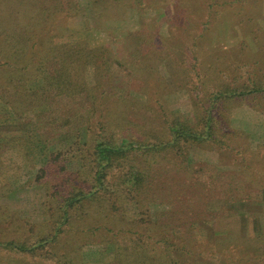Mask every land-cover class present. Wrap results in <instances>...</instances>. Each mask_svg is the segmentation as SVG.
<instances>
[{
  "label": "rangeland",
  "instance_id": "rangeland-1",
  "mask_svg": "<svg viewBox=\"0 0 264 264\" xmlns=\"http://www.w3.org/2000/svg\"><path fill=\"white\" fill-rule=\"evenodd\" d=\"M0 32L4 34L7 46L13 52L25 44V50L20 52H25L24 56L39 54L42 45L52 40L58 43L86 41L93 47L106 43L117 54L116 49L121 43H135L151 33V40L147 44L152 47V51H156V57L160 54L163 56L161 60L155 56L150 57L142 64L154 69L151 76L156 79L148 81L143 90L145 94L138 91L140 87L137 81L131 84L134 87L130 95L120 96L125 98L122 110L117 109L113 97H100L96 101L94 113L90 115L87 111H81L80 106L62 110L61 116L69 119L73 125H83L88 120L95 132L100 122L107 119L111 125L129 119L138 125L131 126L127 136H138V130H141L139 125L152 134L161 133V127L157 128L160 117L139 107L137 101L158 113L164 110L170 117L173 114L182 115L183 121L192 124L197 122L192 110L194 107L200 110L206 104L209 97L207 91L220 90L222 83L230 84L231 87L234 81L238 86L246 80L243 76L245 71L258 75L256 67L261 72L260 80H264V0H0ZM17 59L22 61L20 57ZM194 60L200 65L198 76L192 74L193 70L189 68L195 64ZM118 62L132 69L131 60L125 61L122 58ZM156 65L161 78L155 69ZM28 69L38 78H42L40 75L45 73L36 65L30 64ZM101 75L93 83L98 85V93L108 94L107 81L104 74ZM192 75L196 83L192 80L189 83L188 76L191 78ZM85 76L91 80L93 70L89 68L72 73L47 90L56 94L60 90L76 94L85 87ZM47 85L50 86V83ZM11 91L12 83L0 80V241L24 240L31 243L30 238L44 232L46 222L55 215L46 190L56 186L61 194L71 191L79 186L83 172L71 176V180L65 182L64 178L57 177L54 171L47 169L50 187L43 188L36 183L40 151L35 131V113L39 110L36 104L44 100V92L38 93L37 97L23 96L24 111L20 114L24 113L18 116L6 107V95ZM75 100L81 101L79 98ZM131 109H140L143 118L125 112ZM219 111V124L222 127L240 132L243 143L251 144V148L264 146V114L260 110H253L251 102L227 101L220 104ZM170 154L155 157V165L152 166L154 181L149 187L147 200L157 201L158 204H153L155 210L147 211L145 220L163 216L169 219V224L196 221L194 235L172 239L175 245L183 247L179 254L183 255L184 261L191 262V257L185 252L193 251L199 252L202 264H236L246 250L242 238L251 232V227L244 224L241 214L245 210L264 213L262 199L247 198L244 195V183L242 185L235 178L231 180L229 177L226 182L219 177L193 182L191 177H188L190 181L184 176L179 177V171L176 170L178 165H174L179 159H171ZM188 159L193 164L191 166H197L194 168L204 176L213 172L214 168L219 172H234L240 167L234 166L229 160L225 164V157L218 156L217 152L206 147H193ZM141 165L147 167V164ZM253 181V186L263 187L264 175L257 174ZM227 185L237 186V196L241 190L244 192L243 202L237 204V207L231 206L227 200L233 196L230 189L229 193L226 191ZM188 191L191 194L185 196ZM189 202L192 207H189ZM203 204L208 207L204 208L206 212ZM242 204L244 207H241ZM124 214L127 221L139 218L134 202L126 205ZM136 228L124 225L122 230L125 232L118 236L119 240H128ZM106 238L101 231L87 229L84 232L82 228L78 235L67 233L61 237L58 246L53 249L57 260L0 251V264H65L63 254L76 239L84 242L75 248L74 263L70 264L139 263L133 251H122L119 255L116 252L107 254L102 248ZM160 238L155 237L156 240Z\"/></svg>",
  "mask_w": 264,
  "mask_h": 264
},
{
  "label": "trees",
  "instance_id": "trees-1",
  "mask_svg": "<svg viewBox=\"0 0 264 264\" xmlns=\"http://www.w3.org/2000/svg\"><path fill=\"white\" fill-rule=\"evenodd\" d=\"M151 37L150 33L144 40L135 43L127 41L129 42L127 45L121 43L116 49L117 54L106 43L93 47L86 41L62 43L54 42V40L46 43L44 41L39 54L32 53L31 56H24L25 52H20L25 50V44L20 48H15L13 52L7 46L4 34L0 32V80H6L13 85V91L6 95V107L13 110L15 115L21 116L24 113L20 114L24 109L22 97H37L38 93L44 92V100L36 104L39 110L35 113V131L39 138L36 141L40 151V168L35 176L36 183L43 188L50 187L47 169L54 171L57 177L64 178L65 182L71 180V176L81 175L83 172L79 186L71 191L61 194L56 186L46 190V196L50 198L55 215L46 222L44 232L34 235L35 238H30L31 243L24 240L0 241V251L31 255L32 258L40 256L50 261L57 260V254L53 249L58 246L61 237L67 233L78 235L83 228L84 232L87 229L101 231L104 237L107 236L102 242V248L108 252L107 254L116 252L119 255L122 251H133L137 256L138 264H202L199 252L189 251V254L185 252L191 257V262L184 261L183 255L179 254L183 247L172 242L174 237L194 235L196 221L169 224V219H164L163 216L145 220L147 211L155 210L152 206L154 203L158 204L157 201L147 200L149 187L154 181L152 166L155 165V157L170 153L171 159L175 157L181 161L180 164L179 161L174 163L178 165L176 170L179 171V177L184 176L185 179L191 177L190 180L193 182L217 177L225 179L226 182L229 177L231 180L235 178L241 184L244 183V195L249 199L260 197L263 201L261 206L264 207V186L255 187L251 184L257 178V174L264 175V146L251 148V144L243 143L240 132L219 124L220 104L227 101L246 100L252 103L253 110H260L264 114V84H262L264 80H260L261 72L257 67L255 70L258 71V75L253 71V73L245 71L243 76L246 80L238 86L233 80L231 87L230 84L222 83L220 90L207 91L209 97L206 104H203L200 110L196 107L192 110L193 117L197 121L192 124L183 121L182 115L173 114L170 117L165 114L164 110L158 113L152 107L137 101L139 107L151 111L153 116L160 117L158 118L160 124L157 128L161 127V133L154 134L153 132L152 134L147 128L139 125L141 130H138V136H127L131 131V126L138 125L129 119L117 125H111L107 119L100 122L98 131L95 132L88 120L78 126L61 116L62 110L75 106H80L81 111H87L89 115L93 114L96 101L100 97L115 98L117 109L122 110L125 98L120 96L132 93L131 89L134 86L131 84L133 82L139 81L138 86L142 88L138 91L145 94L143 90L146 89L148 81L156 80L151 76L154 69L147 64L142 65L150 57H156V51H152V47L147 44ZM162 56L163 54H160L156 58L161 60ZM17 57L22 58V61H19ZM115 58L118 61L122 58L125 61L129 59L134 66L132 65V69L129 70ZM194 63L189 68H192V74L198 76L200 65L196 63V60ZM30 64L45 71L40 75L42 78L33 76V72L28 69ZM89 68L93 70L94 76L91 80L85 76L86 84L82 91L73 93L74 95L64 93L62 90L59 94L49 91L51 86L58 85V80L63 81L61 78ZM173 68L176 69V67ZM155 69L161 78L157 65ZM176 73L179 74L178 71ZM101 74H104L107 81L108 94L98 93V85L96 82L93 83ZM188 79L189 83L190 80L196 83L193 75L191 78L188 76ZM48 83L50 86L46 87ZM139 92L133 93L138 94ZM75 98L81 101H76ZM125 112L137 117L142 115L140 109L125 110ZM193 147H206L214 150L218 156L227 159L225 164L232 161L234 166L240 167L234 172H219L214 168L213 172L204 176L194 168L197 166H191L193 164L188 159ZM141 164H147V167H142ZM236 187V185L226 187V191L229 193L230 189L233 195L227 198L233 207L241 204L244 196L242 190L237 196ZM259 188L261 189L257 192ZM189 194L191 193L188 191L185 196ZM135 198H138L137 201ZM143 199L146 201L141 202ZM174 201H176L175 197ZM130 202H134L138 210L137 220L127 221L125 219L126 205ZM188 205L193 206L190 202ZM202 207L203 210L208 209L204 204ZM241 207H244V204ZM241 216L244 217V224L251 227V232L242 238L246 250L236 264H264V213L245 210ZM124 225L138 227L132 233L133 238L119 240L118 236L125 232L122 230ZM91 226L93 228H89ZM127 230L130 231L129 228ZM158 236L162 238L156 240L155 237ZM83 242L81 239H76L69 244L63 254L65 264L74 263L75 248ZM228 264L234 263L229 262Z\"/></svg>",
  "mask_w": 264,
  "mask_h": 264
}]
</instances>
